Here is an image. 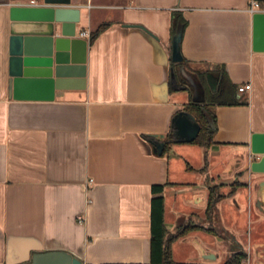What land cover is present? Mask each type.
Instances as JSON below:
<instances>
[{
    "label": "crops",
    "instance_id": "0c3cea01",
    "mask_svg": "<svg viewBox=\"0 0 264 264\" xmlns=\"http://www.w3.org/2000/svg\"><path fill=\"white\" fill-rule=\"evenodd\" d=\"M32 1L0 0V264L58 251L83 264H150L154 185L165 186L174 264H222L238 249L249 264H264V156L251 160L250 150L253 135L264 134L253 0H72L82 9L77 36L108 27L94 43L83 38L85 87L69 85L53 99L40 86L17 96L9 90L13 52L22 45L25 55L48 52L50 23L12 19L13 6L44 3ZM176 14L187 21L177 90ZM222 70L236 88L251 85L238 92L246 105L212 107L218 129L210 148L182 142L157 154L147 137L165 139L201 92L198 74L207 72L216 92ZM212 187L227 197L209 215Z\"/></svg>",
    "mask_w": 264,
    "mask_h": 264
},
{
    "label": "water",
    "instance_id": "95a60500",
    "mask_svg": "<svg viewBox=\"0 0 264 264\" xmlns=\"http://www.w3.org/2000/svg\"><path fill=\"white\" fill-rule=\"evenodd\" d=\"M262 1V0H257ZM82 9L73 6L72 0H44L41 6H13L12 19L25 22H46L51 24L48 52L42 55H25L22 47L10 58L9 90L14 96L22 88L44 87L53 99L56 90L69 85L85 87V69L88 41L77 36V25L81 22ZM253 20V51L264 52V13H256ZM59 26V29L58 27ZM59 30L57 35L56 31ZM182 33L178 32L172 43V61L181 64ZM172 79L175 73L172 70ZM201 92L193 101H203ZM176 137L183 143H193L199 136L201 127L189 113L180 112L174 119ZM155 152L162 155L165 150L164 136L155 137ZM251 160L264 156V134H254L250 144ZM262 163V162H261ZM261 163L251 165L253 172L262 169ZM215 260L213 256H207ZM29 264H83L82 260L65 251L36 254Z\"/></svg>",
    "mask_w": 264,
    "mask_h": 264
},
{
    "label": "trees",
    "instance_id": "16d2710c",
    "mask_svg": "<svg viewBox=\"0 0 264 264\" xmlns=\"http://www.w3.org/2000/svg\"><path fill=\"white\" fill-rule=\"evenodd\" d=\"M108 26L102 25L97 30L91 33L90 42L94 43L98 37L105 31ZM187 27V21L182 15L176 14L173 18L172 32L173 38L178 33L181 32L184 35L185 29ZM185 62L181 64H175L172 61V66L175 73V81L173 82V89H179L183 86L178 74V67L184 65ZM199 80L202 84L203 89V101L195 102L191 101L184 109L186 113H189L196 122L200 125L201 131L198 138L193 142L199 146L210 148L215 144V134L217 132V118L212 110L214 105L221 106H238L246 105V101L239 97L238 88H236L230 81V78L225 70L220 72V86L219 89L214 92L209 84L206 73H199ZM147 140L155 145L157 139L153 136L147 137ZM165 150L164 153L169 149V146L177 143H182L175 135V129L169 132V134L164 139ZM164 153L162 155H164ZM241 187L240 184L233 185V189L228 197L233 196L237 190ZM165 186L154 185L152 186V200H151V262L150 264H174L171 259V252L169 247V242L167 243V229L164 222V197L163 191ZM227 196H223L219 193L218 187L210 188V195L207 207V213L212 215L214 210L220 201L225 199ZM191 228L185 227L179 231L176 235L169 239V241H174L179 237L186 234ZM247 260V254L244 250L238 249L233 251L226 262L222 264H245ZM195 264V263H193Z\"/></svg>",
    "mask_w": 264,
    "mask_h": 264
},
{
    "label": "built area",
    "instance_id": "2783aa9c",
    "mask_svg": "<svg viewBox=\"0 0 264 264\" xmlns=\"http://www.w3.org/2000/svg\"><path fill=\"white\" fill-rule=\"evenodd\" d=\"M32 5H35L36 2L33 0ZM252 15L256 14V13H264V2L263 1H257V0H253L250 4L249 10H248ZM81 38H87L90 39L91 34L89 32H81L79 35ZM251 90V85L250 84H245L241 87L238 88V92L240 94H244L247 93ZM93 182V181H91ZM82 221V219H81ZM245 264H249V262L246 260Z\"/></svg>",
    "mask_w": 264,
    "mask_h": 264
}]
</instances>
